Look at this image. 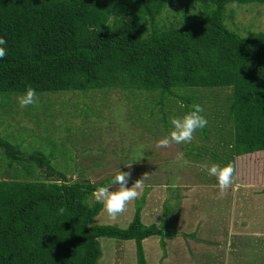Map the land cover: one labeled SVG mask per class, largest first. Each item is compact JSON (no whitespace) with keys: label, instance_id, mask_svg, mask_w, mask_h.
Wrapping results in <instances>:
<instances>
[{"label":"trees","instance_id":"1","mask_svg":"<svg viewBox=\"0 0 264 264\" xmlns=\"http://www.w3.org/2000/svg\"><path fill=\"white\" fill-rule=\"evenodd\" d=\"M251 3L264 0H0V36L7 41L0 94L120 90L135 98L145 90L161 107L172 99L167 108L183 116L194 103L180 93L191 90L208 121L196 132L206 141L213 132L216 141L214 148L201 145L204 161L233 169L259 164L264 32L243 36L225 24L234 17L231 5ZM170 6L176 21L163 18ZM206 88L230 94L209 99L198 93ZM164 116L160 124L168 130ZM3 167L9 174L0 179V264H98L101 238L134 240L138 264H147L145 239L159 236L164 248L177 235L166 221L143 223L145 196L127 228L95 224L103 205L93 192L114 176L72 181L51 158L25 155L4 140L0 125V172Z\"/></svg>","mask_w":264,"mask_h":264},{"label":"rangeland","instance_id":"2","mask_svg":"<svg viewBox=\"0 0 264 264\" xmlns=\"http://www.w3.org/2000/svg\"><path fill=\"white\" fill-rule=\"evenodd\" d=\"M229 9L234 11V17L226 16L228 28L243 36L264 32V4H233ZM175 12L170 6L163 18L176 21ZM187 91L191 90L180 94L198 103L199 98ZM150 93L136 90L135 98L132 93L120 90L43 93L36 94V102L24 108L16 99L22 94H0L1 136L25 155L38 153L51 158L56 170L72 181L88 179L97 183L120 170L129 174V187L142 178L140 195L128 202L124 212L111 218L102 210L95 224L127 228L137 202L145 196L142 213L145 225L166 221L170 230L191 235L181 237L185 250L180 256L176 252L169 264H264V230L258 234L262 238L251 229L244 230L249 220L264 227V157L259 164L248 165L246 161L239 166L235 164L232 183L220 195L217 176L208 172L214 162L204 161L203 155L204 147L214 148L213 132L208 141L202 140L204 133L199 131L194 133L191 143L170 142L158 147L157 141L170 131L169 125L167 130L162 127L164 123L160 124L164 115L167 119L182 115L167 108L174 104L172 99L161 107L159 99H155L158 96L152 99ZM198 93L224 100L230 90L206 88ZM147 115L153 117V122L143 121ZM200 153L202 156L196 159ZM6 169H1L0 179L9 174ZM117 188L118 185H113L111 190ZM190 202L197 207L191 209ZM183 207L189 211L183 213ZM236 221L238 228L234 225ZM149 240L146 242L149 262L154 264L159 257L154 260L160 250L156 247L160 237ZM231 242L232 246L227 245ZM100 243L102 256L98 264H138L134 240L101 238Z\"/></svg>","mask_w":264,"mask_h":264},{"label":"clouds","instance_id":"3","mask_svg":"<svg viewBox=\"0 0 264 264\" xmlns=\"http://www.w3.org/2000/svg\"><path fill=\"white\" fill-rule=\"evenodd\" d=\"M7 41L3 36H0V58H3L7 52ZM36 92L32 88H27L22 95L16 97L21 108L36 102ZM203 107L194 103L191 105V110L186 112L182 117H170L168 134L157 141V146H167L170 142L176 144L191 143L194 139V133L198 129H203L207 126V118L204 116ZM211 175H216L220 187V195H223L224 189L227 188L233 180V166L225 165L221 168L217 164H213L208 168ZM128 173L119 171L108 185H102L95 189L93 196L102 203L103 210L106 211L109 217L115 218L118 214L125 211L128 202L135 200L139 195V189L142 187V178L136 180L130 187L128 184ZM113 185H118V188L111 190ZM63 212V209H60Z\"/></svg>","mask_w":264,"mask_h":264},{"label":"crops","instance_id":"4","mask_svg":"<svg viewBox=\"0 0 264 264\" xmlns=\"http://www.w3.org/2000/svg\"><path fill=\"white\" fill-rule=\"evenodd\" d=\"M183 203L185 204V201ZM191 204L193 206H191ZM183 206H185V205H183ZM194 207H197V206L194 205L192 202H190V208L192 209ZM186 209H187L186 207L185 208L183 207V209H182L184 211L183 213L189 211V210L186 211ZM168 211H169V213L171 212L170 209H168ZM191 212H193V211H191ZM244 218H246V221H248V217L247 216H244ZM181 219H182V217H181ZM236 223H237V221L234 222V225H235V227L238 228V226H236ZM250 229L253 232V234H256L257 236H259L258 234L261 235V233H262L261 230H264V227L262 225L260 227H258L256 220H253V223H250V220H249V225H247L244 230H246L248 232ZM174 231H176V230H174ZM182 236L190 237L191 235L190 234L189 235L188 234H185L184 232L183 233L182 232H179V233L177 232V235L175 237H171V238L165 239V247L164 248H163V246L161 244V240L162 239L160 237V240H158V246L160 245V247L156 246L160 250L154 256V260L157 258L158 255H159V257L156 259L157 261L156 260L154 261L155 262L154 264H163L162 263V260H165V263L164 264H169L170 263V260H174L175 259L176 254L178 256H180L181 251L185 250V248H183V247H186L184 238H181ZM232 236H236L237 237V235H232ZM157 237H159V236H157ZM259 237L262 238L263 236H259ZM147 241H150L149 238L148 239H145L143 241V248H144V253H145V258H146L147 264H150V262H149V260H150L149 259V253L147 251V244H146ZM155 245H157V242L155 243ZM155 245H153L154 248H155ZM227 245L232 246L233 243L231 242V243H229ZM169 250H170V252H169Z\"/></svg>","mask_w":264,"mask_h":264}]
</instances>
